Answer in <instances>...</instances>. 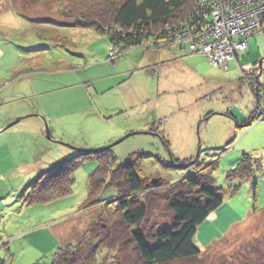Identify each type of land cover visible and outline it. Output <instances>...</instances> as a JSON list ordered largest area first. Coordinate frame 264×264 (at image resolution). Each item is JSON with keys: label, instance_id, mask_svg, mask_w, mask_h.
<instances>
[{"label": "rangeland", "instance_id": "obj_1", "mask_svg": "<svg viewBox=\"0 0 264 264\" xmlns=\"http://www.w3.org/2000/svg\"><path fill=\"white\" fill-rule=\"evenodd\" d=\"M93 2L100 0H40L31 7H21V0H0V123L9 119L0 128V258L4 264H49L60 246L74 250L82 243L99 239L106 229L116 228L118 236L126 240L131 229L150 236L170 225L172 214L166 201L156 193L165 192L164 181L175 183L194 173L195 168L164 167L171 164L169 152L154 134H135L112 147L118 163L133 153L144 154L137 163V174L158 181L147 183L157 198L151 200L150 211L137 226L126 227L119 214L113 212L112 188L103 187L93 202L87 198V177L92 166L84 165H89V161L74 171L72 192L68 195L33 206L24 204L20 195L25 185L49 171L54 163L71 158L70 147L95 149L103 145L98 144L102 139L108 141L115 135L118 138L114 142L142 131L138 127L154 119L150 116L168 117L176 102H183L181 112H174V120L167 118L163 127L166 131L177 128L179 137L187 131L195 145H169L171 155L196 157L200 149L204 165L215 162L212 178L223 194V203L214 212L216 216L203 223L194 244L202 250L213 230L218 232L228 222L244 219L225 234L215 236L199 259L170 264H264V33L253 30L251 33L257 35L248 37L247 47L242 50L238 42L230 40L234 30L225 14L211 21L204 14L199 24H189L192 36L186 33L187 38L180 41L177 38L181 34L174 39L145 41L137 51L144 53L146 49L155 54L150 67L140 71L154 69L160 83L154 101L146 102L151 112L134 116L128 110L109 120L106 117L111 108L119 110L124 106L116 89L96 91L92 79H99L94 85L101 86L110 78L119 77L104 78L124 60L119 57L122 50L110 47L109 60L121 59L105 63L109 48L105 36L64 23L75 22ZM247 8L248 5L242 10ZM260 20L264 18L259 16ZM255 28L250 23L241 33L246 36ZM158 53L163 57L158 59ZM193 55L200 56V64L197 57L186 59ZM183 59L198 74L203 73L204 79L194 76L188 67H176V63L160 66V62ZM123 66L127 67L125 61ZM258 83L262 85L259 92ZM254 110L261 116L248 127ZM174 121L177 125H172ZM242 154L250 155L261 168L248 179L229 183L225 173L237 165ZM253 183L255 199L251 196ZM123 244L119 249L102 248L96 264H140L132 244Z\"/></svg>", "mask_w": 264, "mask_h": 264}, {"label": "trees", "instance_id": "obj_2", "mask_svg": "<svg viewBox=\"0 0 264 264\" xmlns=\"http://www.w3.org/2000/svg\"><path fill=\"white\" fill-rule=\"evenodd\" d=\"M39 2L40 0H21V7L24 5L35 6ZM213 2H215V6L211 5ZM93 3V5L90 3L87 10L76 17L75 22L64 23L84 29H93L105 36L109 48L105 54L104 62L113 63L123 58L124 60L118 62L122 63L121 66L127 57L135 56L134 53L137 49L140 51V45L145 41L167 40L171 37L174 39L180 34L181 37L177 39L187 38L186 33H192H190L189 28L191 22H201L204 14L207 18L211 17L216 5L229 7L228 0H100V2ZM210 6L211 10H206L210 9ZM65 7L67 5L63 8ZM206 11L209 13H205ZM211 20L212 18H210ZM206 21L208 22V19ZM261 33L263 34L264 30ZM113 46L122 50L119 54L121 58L115 61L109 60L108 55L110 47ZM143 52L148 53L146 49H143ZM116 71H118L116 68L114 71L110 69V73L112 72L114 75H116ZM257 85L259 92L262 85L260 83ZM254 95L259 97L256 93ZM260 116L256 110L252 111L246 125L249 127ZM262 117L264 119V116ZM160 124V122L151 124L148 133H145L147 132L146 129L138 131L136 134L145 133L159 136L171 159V164H165L164 167L173 170H185L192 166L195 168L194 173L182 177L175 183L164 181L162 186L165 192L163 194L156 193L161 195L162 200L166 201L167 208L172 214L171 224L150 236L144 235L139 229H131L126 240L124 236L123 239L118 236L116 228L115 231L106 229L104 235L100 236L99 239H92V243H82L76 246L74 250L63 249L64 247L60 246L51 256L49 264H96L97 256L102 248L119 249L123 247V243L125 245L127 243L132 244V250L140 264H170L176 260H194L199 259L200 254L212 242L211 239L214 236L218 237L225 234L230 229L231 226L229 225L233 224L234 221L228 222L224 227L218 229V232L213 230L208 235V241L203 243L204 248L202 250L196 247L194 238L198 233L201 234V226L223 203L222 190L215 187L212 178L216 164L211 162L204 165L201 160L200 149H198L196 157L188 155L183 158H174L171 155L170 143L163 129H159ZM112 140H109L111 142L109 145L104 144L95 149L84 150L71 147L74 149L70 155L71 158L54 163L49 171L40 174L35 180L24 186L20 195L23 203L27 206L46 205L52 200L70 194L74 183V171L89 161L95 165L87 177V198L91 197V202H93L95 194L102 191L103 187L104 189L112 188L114 191L110 195V201L115 204L113 212L119 214L121 222L126 227L139 225L150 211L151 200L155 201L157 198L152 192L153 187L149 184L148 187L145 186L152 177L141 178L136 172L137 163L145 157L144 154L133 153L122 163H118L112 151L114 146L111 145ZM259 168L261 165L256 163L250 155L242 154L237 165L225 173V180L231 183L248 179L256 171H259ZM234 190L236 189L234 188ZM251 192V196L255 199L257 196L255 183L251 184ZM253 208L256 207L253 206ZM227 226L229 227L224 232ZM90 229L92 231L93 227ZM116 236L118 238L115 240ZM5 249L8 251L6 247ZM8 254L10 253L8 252ZM4 263L0 258V264Z\"/></svg>", "mask_w": 264, "mask_h": 264}, {"label": "crops", "instance_id": "obj_3", "mask_svg": "<svg viewBox=\"0 0 264 264\" xmlns=\"http://www.w3.org/2000/svg\"><path fill=\"white\" fill-rule=\"evenodd\" d=\"M155 53L149 52L148 53H142V52H138L136 51V53L134 54V57H127L125 62L127 67L121 66L122 63H117L115 68L116 70L120 69V66L122 68V70L120 71H116V75H119V77L117 76L116 78H110L109 81L103 83L101 86L100 84H95V81L99 80V79H92V84L93 87L96 89V91L98 90H102V92H106L108 90H113L116 89V93L118 94V98H120V103L124 106L121 107L122 109L118 110V107H113L110 109V114L107 115V119L111 120L110 118L113 117L115 114L122 116V113L128 111V110H132L131 113L132 115L135 114L134 116H145L146 113L151 112V106H149V103L147 104L146 102L148 100H153V97L155 94H158V89H156L157 86L160 85L159 83V79L157 77V74L155 75V70L151 69L152 71H150V69H143V72L140 71V69L142 70V68L144 67H150L151 59H153ZM158 59H160V57H163L162 54L160 55V53H158ZM194 57H197V60L200 58V56H189L186 59L191 60ZM137 60V61H136ZM205 60V59H204ZM206 61V60H205ZM156 62V61H155ZM154 62V63H155ZM176 63V67H188L191 69V71L194 72V76H197V71L196 69H192V64H188L186 65V63H184V59L183 60H171V61H165L164 63L160 62V66L161 65H174ZM198 64H200V60L197 61ZM165 68V67H164ZM115 73V72H114ZM109 74V75H108ZM106 75V77L104 78H109L111 76H114V74L108 73ZM198 76H200L201 78L204 79V75L203 73L198 74ZM182 103L183 102H176L173 112L169 113L168 117H159L160 114H157L156 117H154L153 115L150 116L151 118H154L153 120H147L145 123H143L142 125H140V127L138 128H143L142 130H146L148 129L151 124H155L160 122L161 124L159 125V127L161 129H163V132L165 134V136L167 137V139L170 142V146H184V145H190L192 146V148L195 145V140L193 139V137L190 135V138H188L189 134L187 132H182V136L179 137L177 134V128L174 129H168L166 131V127H163V125L167 122L166 119L170 118L172 121L173 119V113L178 111L181 112L182 110ZM181 116V115H180ZM180 116H178L177 121H180ZM8 118L5 119L4 121H2L0 123V128L2 126H4V124L8 123ZM140 123V122H137ZM176 124L175 121L172 122V125ZM177 125V124H176ZM41 128V127H40ZM42 129V128H41ZM187 136V137H186ZM179 137V138H177ZM114 138H117V136L114 135V137H111L112 140ZM187 138V139H186ZM173 139H175L176 141L174 142ZM104 142L106 143H98V144H107L109 142V140L107 141V139H102ZM73 146L76 147L75 144H73ZM81 146V145H80ZM78 147V146H77ZM82 147V146H81ZM174 152H175V148ZM70 151H74V149H72L70 147ZM84 166H88L92 168L94 167L93 163H90L89 165H84ZM214 213H212L210 216H216ZM241 219L234 221L233 224L229 225V226H233L234 224H237L236 222H240ZM227 226L224 229V232L226 231V229L229 227ZM230 227V228H231ZM215 237V236H214ZM215 239V238H213ZM211 239V240H213Z\"/></svg>", "mask_w": 264, "mask_h": 264}, {"label": "built area", "instance_id": "obj_4", "mask_svg": "<svg viewBox=\"0 0 264 264\" xmlns=\"http://www.w3.org/2000/svg\"><path fill=\"white\" fill-rule=\"evenodd\" d=\"M211 5L215 6V2H213ZM247 5H248V8L246 10H242L243 7ZM206 10L208 11L211 10V6H210V9L208 8ZM262 10H264V0H241V1L234 0L233 3L231 4L229 3V7H226L225 5L224 6L216 5L213 12L211 11L212 12L211 18L212 20H215L214 18H216L219 14L220 15L225 14L228 17L227 21L232 22L230 23V25L231 27H233V30H234V31L232 30L233 35H230L232 36L230 40L236 43L238 42L237 45L242 46V50H243V48L245 49L247 47V38L250 37L251 35H254V33H251L253 32V30H256L255 33H258V34L264 30V20L259 21V16L264 18V12L262 13ZM249 22L251 23L252 26L256 25V28L250 30L249 33L246 36H244V34L241 33L242 28L246 26L249 27L250 25ZM194 23L197 24L196 21ZM229 29H230V26H229ZM238 34H240L242 38L238 37ZM189 35L191 36V34ZM178 40L180 41L181 39H178ZM208 49L209 47H207V50ZM221 58L222 57H220V59Z\"/></svg>", "mask_w": 264, "mask_h": 264}, {"label": "water", "instance_id": "obj_5", "mask_svg": "<svg viewBox=\"0 0 264 264\" xmlns=\"http://www.w3.org/2000/svg\"><path fill=\"white\" fill-rule=\"evenodd\" d=\"M259 63L261 64V61H260ZM136 133H138V132H134V133L126 134V135H124L123 137H121L120 139H118V140H116L115 142H113L111 145H112V146H113V145H116V144L120 143L122 140H124L125 138H127L128 136L133 135V134H136ZM145 133H148V132H145ZM47 138H49L48 133H47ZM150 183H152V184H157L158 181H157V180H150ZM147 185H148V184H147Z\"/></svg>", "mask_w": 264, "mask_h": 264}, {"label": "bare ground", "instance_id": "obj_6", "mask_svg": "<svg viewBox=\"0 0 264 264\" xmlns=\"http://www.w3.org/2000/svg\"><path fill=\"white\" fill-rule=\"evenodd\" d=\"M260 13V12H259Z\"/></svg>", "mask_w": 264, "mask_h": 264}]
</instances>
